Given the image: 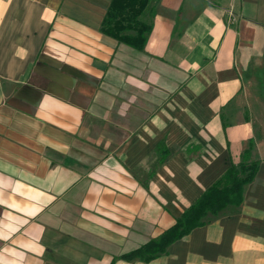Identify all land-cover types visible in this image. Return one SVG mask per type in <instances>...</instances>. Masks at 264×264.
Wrapping results in <instances>:
<instances>
[{"label":"crops","instance_id":"crops-1","mask_svg":"<svg viewBox=\"0 0 264 264\" xmlns=\"http://www.w3.org/2000/svg\"><path fill=\"white\" fill-rule=\"evenodd\" d=\"M112 1L0 0V264H264V0H159L143 51ZM251 142L240 206L119 259Z\"/></svg>","mask_w":264,"mask_h":264},{"label":"trees","instance_id":"trees-1","mask_svg":"<svg viewBox=\"0 0 264 264\" xmlns=\"http://www.w3.org/2000/svg\"><path fill=\"white\" fill-rule=\"evenodd\" d=\"M158 2L159 0H113L101 31L119 42L143 51L153 29ZM147 15L149 21L145 19ZM253 150L254 143L251 142L242 155L243 161L239 165H232L163 234L119 259L150 262L164 254L171 244L188 236L194 229L204 226L209 221V215L216 217L230 206H240L244 187L255 178L259 168V161L252 159Z\"/></svg>","mask_w":264,"mask_h":264},{"label":"rangeland","instance_id":"rangeland-1","mask_svg":"<svg viewBox=\"0 0 264 264\" xmlns=\"http://www.w3.org/2000/svg\"><path fill=\"white\" fill-rule=\"evenodd\" d=\"M146 17H147V16H146ZM145 19L149 21V17H147V18H145Z\"/></svg>","mask_w":264,"mask_h":264}]
</instances>
